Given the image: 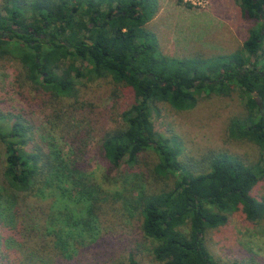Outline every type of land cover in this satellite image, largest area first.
<instances>
[{
  "label": "trees",
  "instance_id": "1",
  "mask_svg": "<svg viewBox=\"0 0 264 264\" xmlns=\"http://www.w3.org/2000/svg\"><path fill=\"white\" fill-rule=\"evenodd\" d=\"M3 1L0 57L14 62L26 108L0 124V264H106L87 252L100 238L103 206L120 198L139 210L143 235L157 241L152 254L159 264H223L210 256L207 230L239 208L250 220L264 211L248 195L264 177V0H240L242 16L253 23L242 47L205 59L169 57L156 48L144 26L155 13L154 0ZM84 4L91 10L87 22ZM88 73L134 90L120 109L124 127L99 129L95 108L79 97L78 79ZM28 81L41 87L40 104L52 106L58 120L62 108L74 113L65 128L72 148L83 128L101 131L99 150L109 169L124 163L132 173L129 184L138 190L131 201L119 177L121 189L106 188L84 158L63 154L55 115L27 109L19 89ZM235 86L246 95L247 114L233 118L230 131L257 144L260 160L244 166L214 154L207 170L194 172L177 158L171 140L153 130L151 103L183 110L195 104V95H227ZM8 114L0 110V118ZM149 151L155 159L148 173L140 163ZM151 175L173 185L146 191L143 181Z\"/></svg>",
  "mask_w": 264,
  "mask_h": 264
},
{
  "label": "rangeland",
  "instance_id": "2",
  "mask_svg": "<svg viewBox=\"0 0 264 264\" xmlns=\"http://www.w3.org/2000/svg\"><path fill=\"white\" fill-rule=\"evenodd\" d=\"M4 5L0 0L2 12L6 14ZM154 5L155 13L144 26L152 34L156 48L169 57L205 59L229 54L242 47L253 25L242 16L240 0H154ZM90 12L88 5L84 4V21L87 22ZM149 40L152 42L151 38ZM14 65V62L0 57V110L9 112L5 119L0 118V124L12 123V114L26 108V103L17 94ZM78 81L80 100L95 108L92 114L99 116V129L124 127L120 109L127 108L128 100L134 98V90L115 83L109 76L96 77L91 73ZM35 87L39 91H34ZM20 90L28 97L27 109L31 106L35 114L55 115L52 106L40 104L43 91L38 84L28 81ZM195 97V104L183 110L166 102L151 103L153 130L171 140V145L178 151L177 158L194 172L207 170V158L214 154L236 157L244 166L258 162L261 150L257 144L234 136L229 128L233 118L247 114L246 95L235 86L227 95L202 92ZM61 111L62 115L58 117L61 120L56 115L54 117L59 122L55 126V137L63 154L84 158L106 188L117 187L115 177H119L124 184V197L131 201L138 189L129 184L132 173L128 165L122 163L112 171L109 169L99 150L97 139L101 131L93 126L79 132L82 137L72 148L65 142V128L69 120H75V115L67 109ZM154 159L155 154L147 152L144 162L140 163L142 169L149 173ZM143 182L146 191L167 189L173 185L172 179H155L152 175ZM117 188L121 189L120 186ZM248 195L264 205V177L248 189ZM50 197L45 201L51 200ZM109 203L103 206L100 238L95 246L90 247L88 256L93 258V253L99 254L98 258L105 260L106 264H159L152 254L157 241L143 235L142 218L136 205L133 202L124 204L121 198ZM205 244L211 258L219 263L264 264V211L256 220H250L244 211L237 209L223 224L207 230Z\"/></svg>",
  "mask_w": 264,
  "mask_h": 264
}]
</instances>
